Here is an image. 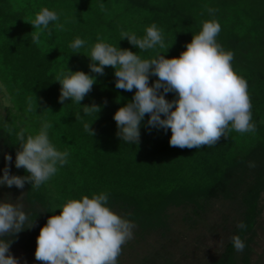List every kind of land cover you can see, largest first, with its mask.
Masks as SVG:
<instances>
[{
    "label": "trees",
    "instance_id": "16d2710c",
    "mask_svg": "<svg viewBox=\"0 0 264 264\" xmlns=\"http://www.w3.org/2000/svg\"><path fill=\"white\" fill-rule=\"evenodd\" d=\"M43 7L55 11L60 19L50 23L51 35L45 30L37 45L32 43L34 29L28 22ZM208 7L217 11L210 15ZM208 20L219 22L217 42L234 54L232 66L247 81L256 130H232L211 147L181 149L170 146V129L148 128L146 114L140 143H124L116 135L113 116L132 99L135 89H116L110 66L105 67L104 75L90 72L86 55L97 37L138 53L121 33L142 38L145 29L156 24L166 47L138 54L151 58L160 53L172 58L185 50ZM56 23L63 24V30ZM77 37L86 43L80 53H73L69 45ZM67 68L96 76L97 82L81 105H101L97 118L96 114L85 116L82 106L71 100L59 102L61 85L55 79ZM156 79L150 77L149 83ZM0 81L9 101L6 116L0 117V150L12 156L10 173L28 175L15 167L16 133L21 129H27V137L38 134L43 123H51L50 141L57 150L69 153L68 162L58 166L49 180L50 186L46 182L34 189L25 184L29 201L42 207V213L39 210L29 216L32 222L40 216L44 226L50 215L60 214V209H53L68 199L105 193L107 206L116 214L119 210V216L145 236L166 228L171 207L190 206L200 215L213 201H230L237 204L238 223L246 225L245 229L235 225L232 236L243 240L247 261V238L264 190V0H0ZM174 98L173 93L166 95L168 100ZM85 123H92L94 136L84 131ZM36 230L39 235L40 228ZM15 240L35 243L23 233ZM238 253L229 239L224 251L208 264H240Z\"/></svg>",
    "mask_w": 264,
    "mask_h": 264
},
{
    "label": "clouds",
    "instance_id": "9594fccd",
    "mask_svg": "<svg viewBox=\"0 0 264 264\" xmlns=\"http://www.w3.org/2000/svg\"><path fill=\"white\" fill-rule=\"evenodd\" d=\"M100 8L105 10L103 4ZM207 11L211 15L217 9L208 7ZM59 19L55 11L41 8L28 22L34 29L32 43L39 45L45 30L51 35L49 25ZM55 27L58 30L64 28L61 23H56ZM220 31L218 21L202 22L201 30L186 43L185 50L172 58L160 53L151 58H142L138 54L157 46L166 47L162 29L156 24L147 27L142 38L134 33H121L122 39L139 49L138 53L97 37L98 42L86 55L90 59V72L104 75L105 67L110 66L114 69L116 89L128 92L135 89L132 99L119 107L113 116L120 140L138 145L141 122L146 114L149 117L147 127L162 128L165 132L170 129V146L181 149L211 147L222 137L227 138L232 130L239 133L256 130L251 122L252 105L247 81L232 66L234 54L217 42ZM85 43L77 37L69 47L73 53H80ZM150 77L157 79L150 84ZM55 81L61 85L59 102L64 104L65 100H71L79 105L97 82L94 75L68 68L61 71ZM168 93H173L175 98L166 99ZM81 106L85 116L96 114L97 118L101 110V105L95 103ZM91 124L85 123L84 131L94 136ZM52 127L51 123L45 122L38 134L25 137L27 129L16 133L19 147L15 167L23 168L28 175L11 174L12 156L5 153L0 186L23 189L29 183L31 188L39 189L58 172V166L68 162L69 153L57 150L49 139L48 131ZM107 202L108 195L101 193L91 198L85 195L81 199H68L57 205L53 212L60 209V214L50 215L40 228L35 259L42 264H117L122 245L132 239L135 225L112 211ZM33 226L34 221L29 223L22 204L0 201V264H21L10 252V245L20 232ZM237 227L245 229L246 225L241 221ZM230 240L237 252L243 251L245 244L239 235L231 236Z\"/></svg>",
    "mask_w": 264,
    "mask_h": 264
},
{
    "label": "rangeland",
    "instance_id": "374dc122",
    "mask_svg": "<svg viewBox=\"0 0 264 264\" xmlns=\"http://www.w3.org/2000/svg\"><path fill=\"white\" fill-rule=\"evenodd\" d=\"M6 89L0 81V117L7 114L9 105ZM5 152L0 150V176L5 167ZM47 184L50 186L49 181ZM28 188L18 189L0 186V201L9 200L23 205L28 217L42 213L39 203L29 201ZM120 215V211H116ZM167 226L165 229L152 231L140 236L136 227L132 229L133 237L122 245V251L117 264H208L217 258L225 249L227 241L232 236L238 223L237 204L217 200L209 204L200 215H196L189 207H171L168 209ZM29 219V223H31ZM43 219L38 216L34 226L20 232L32 236L35 243H21L13 238L10 252L21 264H42L35 259L37 247V228L43 226ZM28 224L25 225L27 227ZM249 249L245 261V248L238 253L240 264H264V190L259 198V212L253 231L248 234ZM8 239V237H5Z\"/></svg>",
    "mask_w": 264,
    "mask_h": 264
}]
</instances>
